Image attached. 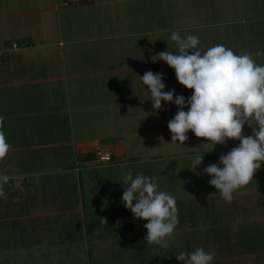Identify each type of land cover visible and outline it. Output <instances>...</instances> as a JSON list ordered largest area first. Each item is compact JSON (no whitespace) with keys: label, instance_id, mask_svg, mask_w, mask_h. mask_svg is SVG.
Masks as SVG:
<instances>
[{"label":"rangeland","instance_id":"374dc122","mask_svg":"<svg viewBox=\"0 0 264 264\" xmlns=\"http://www.w3.org/2000/svg\"><path fill=\"white\" fill-rule=\"evenodd\" d=\"M50 1V8L56 3L66 6L34 16L23 13L26 9L22 2L5 7L0 0V52L9 56L4 63L18 67L28 63L41 71L60 64V57L65 54L62 63L81 74L89 95L78 104V98L71 97V109L62 115L70 119L71 113L75 119L73 108L84 104L90 121L95 122L97 111L90 106L109 104V108L99 109L112 122L109 128L124 135L121 139L131 151L137 149L136 156L146 155L136 160L138 163L105 169L106 178L92 186L94 189H86L82 182L81 192L76 184H67L68 190L61 186V190L47 191L46 201L37 205L39 211L78 209L76 213L48 217L56 222V229L60 227L59 231L46 225L40 231L35 222L39 218L27 226L25 220L16 218L24 204L13 203L11 197L0 199V264H133L134 258L139 264L170 261V250L159 246L141 253H134V248L131 255L123 247H114L118 243H147V221L134 219L122 203L123 176L129 171L134 176L139 171L154 177L161 190L175 197L179 223L170 243H183V247L173 244L174 248L191 252L211 243L213 237L217 243H228V230L204 229L202 195L209 191L211 180L204 169L217 164L222 155L239 146V141L229 140L213 148L211 142L189 131L184 145L179 141L172 143L167 124L177 113V106L162 102V108L155 110L150 91L140 77L148 71L162 73L165 91L174 90L175 95L186 100L191 97L192 91L179 84L174 69L164 61L152 59L166 50L178 53L170 38L173 31L182 37L198 36L196 50L202 53L223 44L235 54L250 53L258 65H264V0H80L74 4ZM13 45L16 50H12ZM49 110L46 107L44 111ZM96 127L99 130L94 127L93 132H105L103 127ZM247 128L245 125L243 132ZM203 154V163L195 171L189 170L194 157ZM153 155H161L163 160L148 163V156ZM100 218L106 219L107 226H101ZM97 229L99 234H95ZM256 231L257 227H249L245 236L255 235ZM100 244L110 246L101 249ZM119 249L121 254L116 255ZM220 263L221 259L215 264Z\"/></svg>","mask_w":264,"mask_h":264},{"label":"crops","instance_id":"0c3cea01","mask_svg":"<svg viewBox=\"0 0 264 264\" xmlns=\"http://www.w3.org/2000/svg\"><path fill=\"white\" fill-rule=\"evenodd\" d=\"M19 2L26 9L24 14L34 16L48 14L66 6L56 3L54 8H50V0H3L2 4L6 7V4L20 5ZM12 48L16 50V47ZM8 57L0 52V117L4 119L3 131L11 145L7 156L0 160V173L9 177L28 176L26 178L29 182L25 185L19 184L12 193H6L8 195L5 198L11 197L13 203L24 204L22 212L16 218L25 220L27 226L33 219L39 218L35 222L40 231L44 230L45 225L55 228L56 222L48 217L76 213L78 209L39 211L40 206L37 205L46 201L47 191L61 190V186L68 190L67 184H76L77 190L81 192L82 182L86 184V189H94L97 183L106 178L108 172L105 169L121 166L122 163L128 165L132 161L138 163L136 160L146 154L136 156L137 149L131 151L121 139L124 135L109 128L112 122L105 118L104 110L103 113L99 112V109L109 108V104L93 103L90 106V109L97 111L95 122L94 119L90 121V114L84 104L73 108L75 119L71 113L70 119L62 115L71 109L68 108L72 104L71 97L78 98V104L81 99L87 100L89 95L88 86L80 80L81 74L62 63L65 54L60 57V64L56 63L55 66L41 71L35 70L36 67L28 63L19 67L11 62L4 63ZM33 75L36 76L32 77ZM46 107L50 108L48 112L44 111ZM61 111L63 112L59 117L56 115L57 117L52 118L53 114ZM96 125L100 130L103 127L105 132H93ZM252 132L253 129L249 127L242 134L250 136ZM101 148L112 151L111 163L100 164L95 161L94 153ZM148 157L151 158L148 163H159L163 160L161 155ZM156 169L158 171V167ZM94 170L97 172L94 173ZM208 190L202 195L203 206L205 205L204 229L215 232L225 229L230 233L229 238H225L228 243H217V238L213 237L211 243L202 246L206 251L215 250L213 263L221 259L220 264H264V163L248 185L234 192L231 203L226 202L214 187L209 186ZM27 205L29 206L26 207ZM253 226L258 228L255 235L245 236L246 229ZM55 230L59 231L60 227ZM127 244L118 243L114 247H123L128 255L133 253L134 248V253H141L151 247L158 248L157 245L149 243ZM173 244L183 247V243H170L167 249L170 250L171 260H166L164 264H182L176 259V254L184 251L174 248ZM103 245L98 247L103 249L110 246ZM120 254L121 249L116 255ZM138 262V258L133 259V264H139Z\"/></svg>","mask_w":264,"mask_h":264},{"label":"clouds","instance_id":"9594fccd","mask_svg":"<svg viewBox=\"0 0 264 264\" xmlns=\"http://www.w3.org/2000/svg\"><path fill=\"white\" fill-rule=\"evenodd\" d=\"M170 38L178 53L166 50L152 59L164 61L174 69L179 84L192 91L191 97L186 100L175 95L174 90L165 91L162 73L148 71L140 79L150 91L155 110L162 108V102L177 106V113L167 124L172 143L179 141L184 145L189 131L211 142L213 148L229 140L239 141V146L222 155L217 164L204 169L211 177L210 186L231 203L234 192L248 185L264 163V65H258L250 53L238 55L223 44L202 53L196 50L200 43L196 35L182 37L173 31ZM245 125L253 129L252 135L242 134ZM3 128L4 119L0 117V160L11 150ZM203 157L204 154L196 155L189 170L195 171L203 163ZM9 179L0 173V197L6 196L4 185ZM122 203L134 219L147 221L144 224L147 243L169 247L179 223L177 202L173 195L160 189L154 177L125 173ZM100 222L101 226H107L106 219L100 218ZM95 234H99V229ZM215 255L214 249L197 247L176 254V259L182 264H213Z\"/></svg>","mask_w":264,"mask_h":264},{"label":"built area","instance_id":"2783aa9c","mask_svg":"<svg viewBox=\"0 0 264 264\" xmlns=\"http://www.w3.org/2000/svg\"><path fill=\"white\" fill-rule=\"evenodd\" d=\"M65 4L71 3H78L80 0H64ZM13 47H16V45H13ZM94 159L97 163L100 164H109L112 162V151L109 149H97L94 153ZM29 181L24 176H18V177H10L7 184L4 185V191L5 193H12L14 189L19 184H27ZM8 195V194H6ZM5 197H0V199H4Z\"/></svg>","mask_w":264,"mask_h":264}]
</instances>
